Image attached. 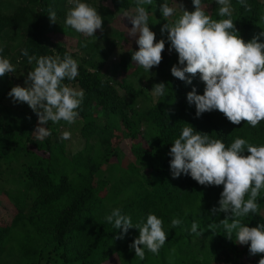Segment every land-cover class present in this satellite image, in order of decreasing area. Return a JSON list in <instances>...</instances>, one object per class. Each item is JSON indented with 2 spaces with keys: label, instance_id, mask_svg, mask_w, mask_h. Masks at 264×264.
<instances>
[{
  "label": "trees",
  "instance_id": "obj_1",
  "mask_svg": "<svg viewBox=\"0 0 264 264\" xmlns=\"http://www.w3.org/2000/svg\"><path fill=\"white\" fill-rule=\"evenodd\" d=\"M26 1L37 7L31 18L28 15L30 5H20L10 14L0 9V38L9 30L23 29L20 44L13 53L18 65L25 68L28 64L27 58L21 55L22 48L37 57L59 55L62 58L65 52L73 57L60 40L53 38L56 27L47 17L49 9L55 11L56 18L61 17L58 0ZM100 1H109L113 8L123 11L130 8L127 0ZM247 3L245 9L237 0H231V18L237 34L245 42L264 31L261 29L264 28L262 2L247 0ZM132 52L121 59L124 68L133 62ZM5 54L3 47L0 55ZM161 57L155 71L157 75H166L163 80L166 94L145 108L132 104L140 92L127 84L114 85L107 77L78 61L79 75L72 81H63L84 92L78 116L83 120L80 136L84 147L73 155L67 154L64 143L52 132L42 141L35 139L32 132L38 118L28 106L21 109L6 105L5 96L14 85L9 84L4 89L6 81L0 79V88L4 89L0 94V170L2 166L20 164L1 195L9 203L10 219H0V247L16 227L34 223L37 233L33 241L27 238L23 249L33 256L25 264H38L39 261L101 264L110 253L130 244L134 234L138 235L137 229L130 228L122 239L119 238L120 230L104 220L111 209L120 208L123 214L131 217L133 224L152 213L162 219L163 226L167 225V232L171 219L180 214L181 204L207 193L218 200L222 185L205 187L184 174L172 178L171 157L167 155L171 143L183 127L191 125L195 131L208 134L210 139H220L226 147L236 138L260 145L264 144V120L256 127L243 120L234 125L218 110L204 112L197 118L195 106L187 103L186 94L193 86L197 94H203L204 84L199 74L192 78L191 84H186L171 75L168 56L162 52ZM97 111L108 115L109 119L99 122ZM121 140L125 141L128 153L122 159L123 166L119 164V172L111 175L102 166L111 158L119 163L121 157L114 144ZM255 202L257 212L240 217L242 225L264 224V217L259 214L264 193L259 194ZM213 205L215 200L207 202L208 213ZM222 232L225 233L219 226L212 232L214 262H218L223 253ZM243 251L249 264H258L264 256V253L250 254L248 245H244Z\"/></svg>",
  "mask_w": 264,
  "mask_h": 264
},
{
  "label": "clouds",
  "instance_id": "obj_2",
  "mask_svg": "<svg viewBox=\"0 0 264 264\" xmlns=\"http://www.w3.org/2000/svg\"><path fill=\"white\" fill-rule=\"evenodd\" d=\"M245 9L247 0H237ZM68 8L64 24L85 37H97V30L103 32L102 16L96 7L87 0H67ZM134 12H124V18L130 22L128 36L135 38L138 49L131 53V60L146 72L158 66L161 53L168 43L169 51L177 54V63L170 68L173 77L186 84L199 74L203 82V94H197L195 86L186 94V101L195 106L197 118L204 112L218 110L234 125L246 121L251 127L264 120V31L245 42L238 34L231 18V0H214L218 6L216 15L223 19H212L206 14L203 0H191L192 11L184 8L177 0H162L159 11L162 17H172L179 8L181 14L171 23H164L161 35L166 38L155 40V33L149 28V14L145 5L153 0H134ZM174 5V6H173ZM47 17L55 22L56 13L49 9ZM264 21V16L261 17ZM264 29V28H261ZM0 52L3 46L0 45ZM29 65L35 66L27 71L24 85H15L6 94L14 103H26L36 115L37 125L32 132L36 140H44L51 135L47 124L60 121L73 124L79 116L83 101L82 89L63 83L74 80L78 75V61L68 52L59 55H29L26 48L20 50ZM14 65L5 56L0 55V77L13 74ZM189 74V75H186ZM151 94L161 97L166 94V84L153 85ZM189 125V124H188ZM71 132L63 131L60 140H69ZM172 178L182 174L189 176L202 186H221L218 207L209 211L212 214L223 212L225 219L220 221L226 237L237 244L248 245L252 255L264 253V224L255 227L242 225L240 217L249 212L256 213L255 202L261 190H264V144L252 145L245 139L236 138L229 146L220 139H210L208 134L185 126L167 153ZM247 195V199L245 196ZM104 220L114 229L120 230L119 238L130 228L138 230V236L132 239L129 248L135 256L144 259L145 249L157 254L165 244L167 234L163 221L152 213L136 224L120 208H113ZM181 224L178 218L171 219V227ZM215 224L209 225L214 230ZM189 234L201 236L198 224L193 221ZM258 264H264L262 256Z\"/></svg>",
  "mask_w": 264,
  "mask_h": 264
},
{
  "label": "rangeland",
  "instance_id": "obj_3",
  "mask_svg": "<svg viewBox=\"0 0 264 264\" xmlns=\"http://www.w3.org/2000/svg\"><path fill=\"white\" fill-rule=\"evenodd\" d=\"M130 3L129 10L123 11L121 8H113L109 1L87 0V3L96 7L98 13L102 16L103 32L97 30L94 35L97 37H85L80 33L75 32L70 27L64 24L66 12L70 5L67 0H58L57 6L61 17L55 19L54 25L57 33L53 36L54 39L60 40L65 48L73 53L74 59L82 62L88 68L95 69L102 76L107 77L114 85L117 83L127 84L135 91L141 93L140 96L132 100V104L137 108H145L150 103L154 102L157 97L151 94L153 85L163 83L166 75H157L155 66L149 72L131 62V65L124 68L120 61L124 55L137 50L138 46L135 43V38L129 37L128 32L132 27L127 18H124V12H134V0H127ZM262 9L264 11V0ZM162 0H153L151 5H145V9L149 14V28L155 33V40L166 38L167 33L161 35L160 29L164 23H171L181 14L179 8L177 12L169 18L161 16L159 5ZM177 3H182L188 11L193 10L191 0H177ZM20 5H30L26 0H0V9L6 13H13ZM174 6V5H173ZM206 14H209L212 19H222L216 15L217 5L214 0H203ZM28 15L31 16L36 12L37 7L30 5ZM166 19V21H165ZM129 28V29H128ZM23 29L9 30L0 38V45L5 47L6 54L4 55L14 65L16 71L13 74H5L0 77L6 81L3 88L6 89L11 85H24V78L27 71L35 66L27 64L24 68L15 61L16 56L13 54L20 44L22 39ZM168 56L169 65L177 63V54L169 51L168 43H165V48L162 51ZM14 59V60H11ZM65 83V82H63ZM70 87L79 89L77 86L70 83H65ZM4 89L0 88V94ZM119 92L122 93L120 89ZM6 105L25 108L26 103H14L10 97L5 96ZM99 122L104 123L109 119V116L97 111ZM113 120V119H111ZM83 123L82 119H77L73 124L68 125L64 121L53 124L48 122L49 129L53 135L65 145V150L68 155H73L84 147V141L80 136V126ZM63 131L71 132L69 140H60V134ZM125 141L121 140L114 144V147L119 153L121 160L116 163L115 158H111L109 163L102 166L104 171L111 175H116L120 170V165L123 166L122 159L128 153ZM20 164H13L7 167L2 166L0 170V219H10L9 203L1 196L5 188L8 187L13 180V176ZM221 192V191H220ZM220 192L218 200L220 198ZM264 193L261 190L260 194ZM247 199V195L245 196ZM215 200L213 207H218V200L210 193L199 195L194 201L183 205L180 214L175 218L181 220V224L175 228H170L166 234L165 244L161 247L157 254H153L145 249L144 259L135 256L134 250L129 248V244L122 246L109 254V256L101 264H249V258L245 256L243 251L244 245L235 243L233 239L226 237V233L222 232L223 253L219 256L218 262L213 261L212 255V232L209 225L215 224L223 231V226L219 222L225 219L226 214L220 212L218 214L208 213L207 202L212 203ZM7 212V214H5ZM259 214L264 217V203L260 206ZM193 221L198 224V231H203L200 237L195 234H189L188 229ZM167 225L164 224L165 230ZM38 227L34 223L21 224L16 227L8 236L7 241L0 247V264H25L33 256L32 253L24 252L23 249L27 245V238L33 241ZM167 230V229H166ZM138 236L134 234V238ZM129 259V260H128ZM38 264H47L45 261H39Z\"/></svg>",
  "mask_w": 264,
  "mask_h": 264
}]
</instances>
